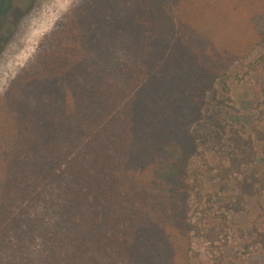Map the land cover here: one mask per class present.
Listing matches in <instances>:
<instances>
[{"label":"trees","instance_id":"obj_1","mask_svg":"<svg viewBox=\"0 0 264 264\" xmlns=\"http://www.w3.org/2000/svg\"><path fill=\"white\" fill-rule=\"evenodd\" d=\"M217 1L121 0L111 9L86 0L65 24L63 82L31 76L13 106L15 129L0 130V264H145L169 253L192 264L193 225L176 191L199 148L198 105L227 71L208 50L245 57L264 38L222 45L235 32L228 13H240ZM11 12V0H0V18ZM191 34L205 44L192 60L183 54ZM104 38L101 56L114 66L83 65L90 56L79 43Z\"/></svg>","mask_w":264,"mask_h":264},{"label":"rangeland","instance_id":"obj_2","mask_svg":"<svg viewBox=\"0 0 264 264\" xmlns=\"http://www.w3.org/2000/svg\"><path fill=\"white\" fill-rule=\"evenodd\" d=\"M85 1L11 0L12 12L0 18V130L15 129L13 106L25 92H21V86L30 82L31 76L47 71L55 75L57 82H63L56 54L64 51L60 39L71 40L65 36L70 32L61 30ZM107 1L111 9L121 8V0ZM225 4L236 6L240 13H228L231 18L224 21L228 32L231 28L235 31L228 41L238 37L245 45L251 37L264 36V0H218L217 8L222 10ZM217 28L212 27L214 31ZM190 38L193 45L184 47L183 54L192 60L195 50L205 44L194 34ZM104 41L99 47L92 41H77L79 49H85L90 56L83 65L109 69L114 66L110 57L101 56L103 49L108 48L105 38ZM225 41L222 45L234 44ZM208 52L214 66L225 64L227 71L216 77L215 92L198 105L202 118L194 123L193 132L199 148L189 163H182L184 177L178 180L176 191L186 205L181 208L180 217L193 225L191 262L264 264V38L245 57L230 54L227 60ZM46 62L51 63V68L59 67V73L45 66ZM34 66L37 70L33 71ZM26 100L30 104L35 101L33 95ZM185 108L187 111L188 104ZM176 111L181 113L183 109ZM179 144L169 148V158H177ZM178 263L179 257L169 253L166 258L145 264Z\"/></svg>","mask_w":264,"mask_h":264}]
</instances>
